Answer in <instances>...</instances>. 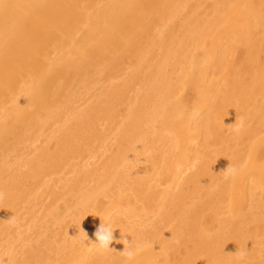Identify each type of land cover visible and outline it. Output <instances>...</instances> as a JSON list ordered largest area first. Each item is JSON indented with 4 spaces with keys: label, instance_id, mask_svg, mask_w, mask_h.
Returning a JSON list of instances; mask_svg holds the SVG:
<instances>
[{
    "label": "bare ground",
    "instance_id": "1",
    "mask_svg": "<svg viewBox=\"0 0 264 264\" xmlns=\"http://www.w3.org/2000/svg\"><path fill=\"white\" fill-rule=\"evenodd\" d=\"M207 1L210 16L193 12L184 34L181 7ZM246 2L0 0V264H264V167L238 149L242 132L213 162L198 147L179 157L180 139L157 130L194 68L236 66L217 37L226 12ZM249 47L243 64L255 67ZM219 93L233 102L227 86ZM215 100L191 124L205 139ZM122 103L136 106L123 127ZM188 156L198 162L182 177ZM251 168L252 182L242 177ZM103 222L116 229L111 251L95 244ZM122 239L142 245L131 260Z\"/></svg>",
    "mask_w": 264,
    "mask_h": 264
},
{
    "label": "rangeland",
    "instance_id": "2",
    "mask_svg": "<svg viewBox=\"0 0 264 264\" xmlns=\"http://www.w3.org/2000/svg\"><path fill=\"white\" fill-rule=\"evenodd\" d=\"M206 4L202 7H199L197 5L195 6L193 4H189L186 6L183 5V7H181L180 16L178 18V25H181L182 28L185 29L184 34H186L187 30L192 27L186 25L185 22H192V20L195 19V17L192 15L193 12H196L201 17V19L204 20H206L210 16L211 8L209 6V1H207ZM243 5L244 6L237 4L234 8L232 7L233 9L231 8V12H226L225 18L222 17L221 19V21L224 22L220 25L221 27L225 26L226 31L223 36L217 37V40L218 38L221 39L219 40L220 44L222 43L223 46L227 45L229 47V51L235 54L237 62L236 66L234 68H208L216 69L212 74L205 73L204 71H206V68H194L192 72L193 78L191 77V81L189 83L190 85L184 86V88H187L182 89L183 91L181 90L180 95L183 93L181 97L173 100V107L171 106V110H169V112L165 115V117L162 119V122L160 123L162 127L161 125H159L160 129L157 128V130L161 131L162 135L164 134L166 140H168L169 143H171L170 138L174 140V142H178V140L180 139V142H178L179 146L177 147V153L179 157H186V155H189L190 153L194 155L193 152L199 149V151L202 150V152L203 150H205V152L207 151V153L209 152L210 155L205 152L202 155H208L210 161L214 162L218 157V151L224 152V150L226 151L227 149H230L232 147L237 148V146H240L238 147V149L245 148L246 155H248L251 151H256L255 166L264 167V140L262 139V137L264 138V120L263 122L261 121V117L264 118V0H247V2ZM171 9H173V6H171ZM171 11L172 10H170V12ZM176 34H178V31L176 32ZM252 45H255L258 48V63L255 67H248L243 64V60L247 57L248 54L254 52L253 49H249V46ZM203 55V51L198 52V59H201ZM119 74L121 75V73H118V75ZM135 85H139V87H137L140 88V84ZM225 86L229 88V91L232 95V103L227 104L228 99H218L221 96L219 92H222V89ZM135 87L133 86V89L131 88V91L129 92H132V96L130 94L128 95L129 102L126 101L127 99L124 102H128L129 104L131 97H133V95L135 94L134 92L141 89H136ZM199 94L201 97L199 96ZM207 95L209 96L207 97ZM215 97L217 100L212 101L213 115L211 122L213 123V126L211 124V126L209 127L210 129L208 128L210 135L208 136L207 141V139H205V137L201 135L204 130L200 127L192 129L191 124L198 119L199 113L202 112L201 116L199 115L200 117H202L203 114L205 116V113L208 112L207 108H205L204 111L202 109L207 106L206 104L207 102H209V98H212L213 100ZM123 104L126 103L121 104V113L119 115L121 119L119 118L120 121L118 120L119 123L122 122V124L120 123L122 127L124 125L123 121L125 122V118L128 117L129 111L133 110V108L136 107L133 104L134 106H131V108L128 105V107L124 105L126 107L125 108ZM82 106L83 105H79V107ZM228 106H230V108H228ZM124 111L126 112V114L125 118L123 117L124 119H122L121 115H124ZM142 111L145 112V110ZM146 114L147 111L145 112V116H147ZM196 116L197 118H195ZM118 121L116 124L120 125ZM117 125H115V142L116 136L118 135L117 130L120 131L121 129V126L119 127ZM151 128H153V125ZM239 131L242 132L241 136L237 139L240 143L238 141H235L236 144L237 142L239 144L237 146H233L232 141L234 138L231 140V137H233L234 134L236 135ZM232 133L234 134L232 135ZM108 140L109 138L107 139V141ZM205 140L207 141V143L204 142ZM38 143L33 145V148L37 147L36 145H38ZM115 144L117 145V143ZM168 145L170 146L171 144ZM168 145L166 146L168 147ZM195 147H198V149ZM193 148L195 149L191 150ZM194 156L196 157V155ZM206 156L205 160L207 158ZM89 157L90 158L86 159L88 164L93 163L94 159H96H93L94 156L92 155H89ZM195 157L193 158L191 156V158L189 159L188 156V160L184 159L185 161L183 162V164L186 165V161L188 163L186 168L192 167L198 162ZM183 164L181 166H184ZM190 169L192 168H187V172L186 169L185 171L183 169L184 172L182 171L183 175L181 174V176L185 177L187 174H189ZM252 170L253 168L247 170L244 176H242L243 179L249 178V180L252 182L255 177V175H253L252 173L256 172L255 170ZM251 182H249V185H251ZM164 186L165 183L163 182V186L160 185V187L162 188ZM239 190L240 189H238V191ZM235 191H237L236 188H234V192ZM44 200V204L50 203L49 199ZM107 200L108 199H106L105 201ZM125 203L132 202L130 200H126ZM250 208L251 207H249V209ZM66 217L67 219H65ZM66 217L61 218L62 220L64 219L63 223H71L72 225V217L70 218V215H67ZM210 217V219H215L213 216ZM207 221L212 225V223H214V221L216 220ZM21 229L22 230L19 229L21 237H30L31 232L26 230L24 227H22ZM62 229V234L70 233L67 232L68 229L65 230V227H62ZM70 230L71 229H69V231Z\"/></svg>",
    "mask_w": 264,
    "mask_h": 264
},
{
    "label": "clouds",
    "instance_id": "3",
    "mask_svg": "<svg viewBox=\"0 0 264 264\" xmlns=\"http://www.w3.org/2000/svg\"><path fill=\"white\" fill-rule=\"evenodd\" d=\"M238 169L231 168L230 171L226 174V178L228 176H234L237 173ZM3 193L0 192V199L3 198ZM116 229L113 228L112 224L110 222H103L98 226V228L95 231V237L98 243H95L98 250H105V251H111L112 248H110V245L113 243L115 237H114V231ZM116 242H122L125 244V248L122 251V255L125 256L127 259L131 260L133 259L137 252L140 250L142 245L140 243H136L133 240L129 242L127 239L118 240ZM241 258H243V254H241Z\"/></svg>",
    "mask_w": 264,
    "mask_h": 264
}]
</instances>
